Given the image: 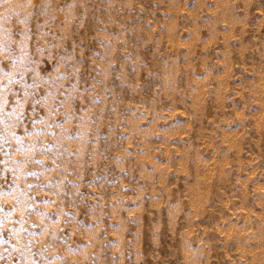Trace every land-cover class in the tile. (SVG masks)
Listing matches in <instances>:
<instances>
[{
  "label": "rangeland",
  "instance_id": "374dc122",
  "mask_svg": "<svg viewBox=\"0 0 264 264\" xmlns=\"http://www.w3.org/2000/svg\"><path fill=\"white\" fill-rule=\"evenodd\" d=\"M0 264H264V0H0Z\"/></svg>",
  "mask_w": 264,
  "mask_h": 264
}]
</instances>
